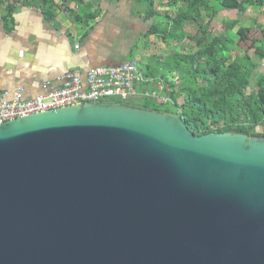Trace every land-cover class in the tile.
Segmentation results:
<instances>
[{
    "label": "water",
    "instance_id": "1",
    "mask_svg": "<svg viewBox=\"0 0 264 264\" xmlns=\"http://www.w3.org/2000/svg\"><path fill=\"white\" fill-rule=\"evenodd\" d=\"M0 264H264V137L119 102L0 123Z\"/></svg>",
    "mask_w": 264,
    "mask_h": 264
},
{
    "label": "trees",
    "instance_id": "2",
    "mask_svg": "<svg viewBox=\"0 0 264 264\" xmlns=\"http://www.w3.org/2000/svg\"><path fill=\"white\" fill-rule=\"evenodd\" d=\"M134 1L143 20H152L142 35L144 40L154 36L167 46L188 40L195 50L152 55L146 63L139 60L141 72L153 83L140 85L138 92H158L157 83L162 82L164 90L159 97L166 102L140 96L125 104L177 115L196 136L232 132L264 137L259 132L264 126L263 73L256 75L254 89L248 91L257 69L254 58L264 61V24L254 21L250 28L239 26V17L245 16L248 8H264V0H165L162 6L166 11H161L155 0ZM222 12H237L239 17L225 20L226 35L215 36L210 26ZM90 17L88 22L96 16ZM257 28L262 38H251L249 32ZM241 50L244 52L233 55Z\"/></svg>",
    "mask_w": 264,
    "mask_h": 264
},
{
    "label": "crops",
    "instance_id": "3",
    "mask_svg": "<svg viewBox=\"0 0 264 264\" xmlns=\"http://www.w3.org/2000/svg\"><path fill=\"white\" fill-rule=\"evenodd\" d=\"M81 1L2 4L0 91L8 98L23 88L24 99H33L43 94L44 83L56 85L68 71L77 70L84 77L93 68L116 67L142 57L146 22L134 9V0ZM91 14L96 17L88 22ZM259 132L264 133V126Z\"/></svg>",
    "mask_w": 264,
    "mask_h": 264
},
{
    "label": "built area",
    "instance_id": "4",
    "mask_svg": "<svg viewBox=\"0 0 264 264\" xmlns=\"http://www.w3.org/2000/svg\"><path fill=\"white\" fill-rule=\"evenodd\" d=\"M8 1L14 0H0V7ZM148 83H153L152 79L143 75L135 60L116 67H96L84 77L77 70L68 71L58 79L56 85L44 83L43 94L33 99H24L23 88L15 91L11 99L7 92L0 91V123L84 103H125L140 96L158 97L166 102L165 98L159 97L164 90L162 82L157 83L159 94L138 92L137 87Z\"/></svg>",
    "mask_w": 264,
    "mask_h": 264
},
{
    "label": "rangeland",
    "instance_id": "5",
    "mask_svg": "<svg viewBox=\"0 0 264 264\" xmlns=\"http://www.w3.org/2000/svg\"><path fill=\"white\" fill-rule=\"evenodd\" d=\"M130 1V0H129ZM158 7H160L161 11H166L167 8H164L162 4L166 3L164 0H155ZM132 7V6H131ZM136 10L137 8L134 7ZM264 8L259 9L257 7H251L248 8V13L245 16L239 17L237 12H222L220 13L212 22L210 26V32L211 34L215 36H221L226 35V30L224 29V21L229 19L230 21L235 20L239 17V26L242 27H251L254 24V21L258 23L264 24ZM152 25V20L147 21L144 23V27H142V30H146L147 32L150 29V26ZM144 32V33H145ZM249 35L251 38H262V33L260 29L252 30V32H249ZM145 43V47H147L146 50L143 51V54L141 58L138 60L142 61L143 63H146L150 56L152 55H167L171 53L174 50H179L181 52H194L195 46L192 42H189L188 40L185 41L183 44L178 45L176 42H171L170 46H167L165 43H163L159 38H155L154 36H151L147 40H143ZM264 43V40H262ZM143 43V42H142ZM143 48V46H142ZM141 48V49H142ZM243 53L244 50L238 51L237 53H234L233 55L236 56L238 53ZM136 60V59H135ZM137 60V62H139ZM254 61L256 62L257 69L254 71L253 79L251 81V87L248 89L249 92H251L254 89L255 84V77L258 73L264 74V61H260L257 58H254Z\"/></svg>",
    "mask_w": 264,
    "mask_h": 264
}]
</instances>
